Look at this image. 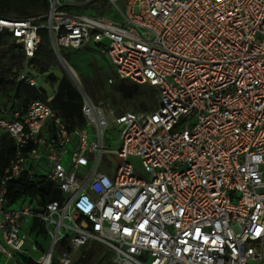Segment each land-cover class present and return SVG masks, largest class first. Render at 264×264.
<instances>
[{"label":"built area","instance_id":"built-area-1","mask_svg":"<svg viewBox=\"0 0 264 264\" xmlns=\"http://www.w3.org/2000/svg\"><path fill=\"white\" fill-rule=\"evenodd\" d=\"M91 1L0 16V34L25 57L17 81L36 92L23 110L0 92V134L13 141L0 177V264H72L92 244L113 264H264V0H104L105 14L75 11ZM39 30L60 65L61 50L98 48L115 80L157 91L155 109L117 113L72 84L84 124L68 127L27 64ZM21 175L61 198L8 207Z\"/></svg>","mask_w":264,"mask_h":264},{"label":"trees","instance_id":"trees-1","mask_svg":"<svg viewBox=\"0 0 264 264\" xmlns=\"http://www.w3.org/2000/svg\"><path fill=\"white\" fill-rule=\"evenodd\" d=\"M86 1V0H84ZM96 3L97 6H96ZM87 7L82 8V12L89 15H102L107 12V5L104 0H94L90 2L89 12ZM84 10L86 12H84ZM47 11L46 0H0V16L10 19H22L27 17H35L44 14ZM40 44L33 56L27 64L34 70L37 75H45L49 69L56 66V58L50 46L48 35L45 30H39ZM64 60L69 62L70 54L67 51H60ZM25 57L20 45L15 43L14 38L8 32L0 34V92L3 97L5 106L9 105L11 109L23 110L27 104L36 98V92L33 88L26 87L17 81L18 73L24 68ZM91 71L96 76L92 80L81 81L85 93L94 101L98 102L102 98L101 80L97 76V67L90 63ZM51 83L56 82V90L52 99L49 101V106L52 110L65 121L68 127H80L84 124L81 113L82 101L77 90L65 78L57 77L50 73L46 76ZM141 87L150 88L153 90V99L157 98V91L147 84H136L129 80H114L112 89L122 101H130L138 96ZM115 99V97H113ZM117 103L114 100V104ZM156 106H151L148 111H152ZM117 113L125 112L115 107ZM13 153V141L7 134H0V177L3 168L8 164ZM8 207H20L25 202L36 201L42 205L51 201H56L61 198V193L58 189L52 186L51 183L44 178L33 177L28 178L26 175H21L17 179L12 180L8 184L6 194ZM40 208V207H35ZM31 234L36 238L45 240V233L37 221H33ZM65 247L62 242L58 251ZM103 248L92 244L89 248L82 247L79 251V256L72 264H92L94 257L99 250ZM110 255V263L112 257ZM17 264H35V262L24 255H15ZM107 257L103 256L95 264H104Z\"/></svg>","mask_w":264,"mask_h":264},{"label":"rangeland","instance_id":"rangeland-1","mask_svg":"<svg viewBox=\"0 0 264 264\" xmlns=\"http://www.w3.org/2000/svg\"><path fill=\"white\" fill-rule=\"evenodd\" d=\"M102 1V0H99ZM98 3H96L97 6ZM89 4H87L85 7H87V10L89 12ZM84 10V12H86ZM76 12H82V7H77L75 9ZM92 11V10H91ZM108 16L110 17H114V13L111 9L108 10ZM44 20H39L38 23H43ZM70 54L69 57V62H67L66 60H64L70 67H72L74 69V71L77 74V77L79 79V83L81 85V87L83 88L82 82L81 81H87V80H92L94 79L96 76L94 75V73H92L91 71V66L90 63H93L94 65H96L97 67V76L100 78L102 86H101V90H102V98L99 99L98 102H102L104 103L107 107L111 108V109H115V107L121 109L122 111H136V112H146L148 111V109L151 106H156L158 101L157 98L155 97L153 99V90L152 89H148V88H144L141 87L139 92H138V96L130 101H122L117 95L116 93L113 91L112 89V83L114 82V73L111 69L110 63L108 62L106 56L104 55V53H101V51L98 48H95L93 46H89L87 48H83L80 49L78 51H67ZM50 73H53L57 79L61 78V77H65L70 83V79L67 76V74L65 73V71L62 68V65H60L58 62L56 63V66H54L53 68L49 69L48 72L45 75H37L36 74V80L39 83L40 86H42V88L45 90L47 95H51L54 94L55 90H56V82H49L46 78V76ZM111 78L112 82H108V79ZM72 84V83H71ZM113 97H115V99H113ZM114 100L117 102L114 104ZM112 147L114 149L118 148L117 144L112 145ZM129 162L131 164L134 165L135 167V174L140 177V178H144L145 174L143 173V171L141 170V168L139 167V161L138 159L135 158H129L128 159ZM63 164L65 165V162H63ZM40 174H44V170H42L40 172ZM79 252L75 253L73 255V260L72 263H74V260H76L79 256ZM109 252L106 251L105 249L99 250L96 254V256L94 257L93 263L95 264L97 262V260H99L101 257L105 256L107 257L109 260H107L104 264H109L110 263V255H108Z\"/></svg>","mask_w":264,"mask_h":264},{"label":"bare ground","instance_id":"bare-ground-1","mask_svg":"<svg viewBox=\"0 0 264 264\" xmlns=\"http://www.w3.org/2000/svg\"><path fill=\"white\" fill-rule=\"evenodd\" d=\"M61 65H62L63 70L69 77L71 83L77 87H80L79 79L74 69L70 67L65 61H61Z\"/></svg>","mask_w":264,"mask_h":264},{"label":"crops","instance_id":"crops-1","mask_svg":"<svg viewBox=\"0 0 264 264\" xmlns=\"http://www.w3.org/2000/svg\"><path fill=\"white\" fill-rule=\"evenodd\" d=\"M53 96V94H51Z\"/></svg>","mask_w":264,"mask_h":264}]
</instances>
